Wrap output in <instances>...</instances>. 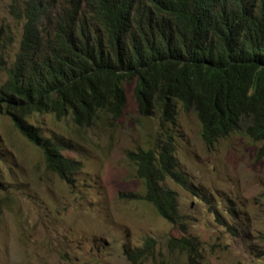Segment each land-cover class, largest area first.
I'll list each match as a JSON object with an SVG mask.
<instances>
[{
	"label": "trees",
	"instance_id": "obj_1",
	"mask_svg": "<svg viewBox=\"0 0 264 264\" xmlns=\"http://www.w3.org/2000/svg\"><path fill=\"white\" fill-rule=\"evenodd\" d=\"M51 4L11 5L23 31L9 67L4 51L15 35L0 28V68L8 75L0 115L42 152L47 171L74 184L83 164L66 152L78 143L46 136L33 116L69 118L79 130L115 127L128 105L127 83L135 84L139 117L159 120L152 146L127 154L146 189L130 198L151 203L170 223L185 226L167 181L191 189L177 157L181 113L196 115L210 146L248 121L246 134L262 144L264 158V0H69L44 27ZM169 243L197 263L194 238Z\"/></svg>",
	"mask_w": 264,
	"mask_h": 264
},
{
	"label": "rangeland",
	"instance_id": "obj_2",
	"mask_svg": "<svg viewBox=\"0 0 264 264\" xmlns=\"http://www.w3.org/2000/svg\"><path fill=\"white\" fill-rule=\"evenodd\" d=\"M23 1L0 0V28L15 35L3 50L8 67L23 31L11 5ZM51 1L44 27L69 3ZM7 78L0 68V86ZM125 87L128 105L112 128L79 130L69 118L33 116L46 136L78 143L77 151L66 152L83 164L72 185L47 171L42 152L0 115V264H190L186 253L170 247L181 236L198 242L196 264H264V158L258 157L262 144L246 134L248 121L210 146L196 115L181 113L177 157L191 189L167 185L178 194L182 228L151 203L130 198L146 189L127 154L152 146L159 120L140 118L135 84ZM140 249L144 256L135 259Z\"/></svg>",
	"mask_w": 264,
	"mask_h": 264
}]
</instances>
